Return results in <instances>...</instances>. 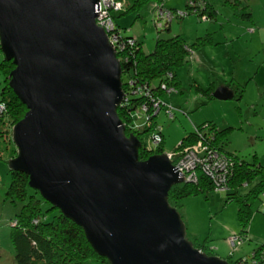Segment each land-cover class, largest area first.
Segmentation results:
<instances>
[{
	"label": "water",
	"instance_id": "water-1",
	"mask_svg": "<svg viewBox=\"0 0 264 264\" xmlns=\"http://www.w3.org/2000/svg\"><path fill=\"white\" fill-rule=\"evenodd\" d=\"M99 2L0 0V52L14 67L8 88L26 109L11 129L8 170L26 175L107 264H229L188 241L168 202L186 182L168 154L141 161V142L125 134L121 65L96 25Z\"/></svg>",
	"mask_w": 264,
	"mask_h": 264
},
{
	"label": "rangeland",
	"instance_id": "rangeland-1",
	"mask_svg": "<svg viewBox=\"0 0 264 264\" xmlns=\"http://www.w3.org/2000/svg\"><path fill=\"white\" fill-rule=\"evenodd\" d=\"M134 1L112 0V10L119 8L114 14L118 17L116 23L124 36L135 37L141 43L144 52H152L157 38L167 40L175 35L191 42L207 33L216 46L196 52L178 70L176 93L164 96L169 99L168 103L164 100L165 104L157 107L158 111L150 116L148 124L139 126L137 131L130 129L131 134L139 139L151 131L155 123L161 128L164 138L163 153H181L192 147L175 151L186 135L202 123L214 121L220 129H233L226 141L227 151L236 152L249 164L256 156V161L264 169V0H204L216 12L213 21L203 22L197 15L184 16L171 23L170 31H159L155 27L152 13L154 4L149 3L138 11L124 14ZM185 2L163 0V6L167 10L183 13ZM161 26L164 27L163 22ZM2 60L0 52V63ZM156 84L153 82L152 86ZM211 85H214V90L229 89L235 99L207 101L199 91H205ZM2 86L3 78L0 75V90ZM0 105L1 115L6 107L3 103ZM165 105L177 110L173 119L163 110ZM130 126H133L132 122ZM12 127L9 123L5 125L9 139ZM148 135H145V140ZM13 151L11 140L0 139V264H14L9 239L10 225L23 206L22 203L5 201L10 182L7 163L15 157ZM175 157L173 155L171 159L173 166ZM252 185L241 188L239 195L245 194ZM261 199L253 201L242 245L234 250L227 240L232 236H242L237 220L238 206L233 201L227 202L225 193L188 197L177 202L175 207L185 225L189 242L199 244L207 238L209 248L217 257L234 262L237 258L248 257L254 248L264 246V208ZM48 209V206L41 205L43 213ZM53 215L55 212L47 214V221ZM86 264L99 263L90 260Z\"/></svg>",
	"mask_w": 264,
	"mask_h": 264
},
{
	"label": "trees",
	"instance_id": "trees-1",
	"mask_svg": "<svg viewBox=\"0 0 264 264\" xmlns=\"http://www.w3.org/2000/svg\"><path fill=\"white\" fill-rule=\"evenodd\" d=\"M154 4L152 8L153 23L157 30L169 31L174 20H181L175 17L171 23L157 21L156 12L158 7L167 10L163 6V0H135L133 5L125 10L124 14L130 11H138L146 4ZM156 5V6H155ZM170 11V10H167ZM173 14L178 11H170ZM182 13V12H181ZM185 16L197 15L203 22L213 21L216 12L204 0H186ZM116 16H113L115 23ZM161 22L164 27L162 28ZM116 26V24H115ZM115 32L118 39L117 59L121 65L122 91L125 94L124 101L117 109V116L125 126V134H131L130 122L133 123L132 115L140 111L145 105L151 112L150 97L164 102L161 87H173L178 90L179 80L177 72L188 63L193 55L202 50L214 47L210 34L196 38L194 41H187L180 35H175L167 40L157 38L151 53L143 50L141 43L135 37L124 36L120 28ZM14 69L11 62L0 63V75L3 78V86L0 90V103L6 107L4 114L0 115V139L10 141L5 130V125L9 123L14 126L26 113L25 107L20 104L12 91L8 88L7 76ZM171 76L170 78L168 76ZM153 82H157L152 86ZM131 84L132 86H130ZM150 91V96H146ZM207 101H212L214 87L211 85L205 91H199ZM235 97L233 96L232 100ZM233 129H218L212 122H205L195 127L194 131L186 135L176 147L175 151L183 147L201 143L218 154L226 165L222 182L216 186L218 180L207 175L204 171L197 172L195 183H183L173 186L168 193L170 206L175 207L177 202L188 198L214 193L216 188L223 190L226 194L227 202L233 201L238 206L237 220L240 227V234H246L248 221L251 215L250 207L253 201L262 198L264 193V169L256 161V156L251 164L243 161L234 152L225 149L226 141ZM150 132V131H149ZM149 132L145 133L148 135ZM4 135V136H3ZM143 135L138 140L142 146L138 151L139 160L144 161L152 155L163 153L164 138L160 146L156 149L150 148ZM150 136V134H149ZM148 136V137H149ZM150 152V153H148ZM15 154V149L13 151ZM10 176L9 185L5 192V201L12 204L22 203L23 206L18 215L12 221L9 239L13 251L14 264H86L87 261H96L99 264H107V261L98 257L87 244L83 232L69 220L65 219L58 210L52 208L42 200L36 191L28 188V178L26 175L8 170ZM252 187L242 196L238 191L243 187ZM261 199V203H262ZM49 207L44 213L41 205ZM55 212L50 221H47V214ZM206 238L202 243L193 246L207 256H216L208 246ZM232 256H229V258ZM255 260L257 264H264V246H258L250 251L248 257L237 258L229 264H248L249 258Z\"/></svg>",
	"mask_w": 264,
	"mask_h": 264
},
{
	"label": "built area",
	"instance_id": "built-area-1",
	"mask_svg": "<svg viewBox=\"0 0 264 264\" xmlns=\"http://www.w3.org/2000/svg\"><path fill=\"white\" fill-rule=\"evenodd\" d=\"M112 0H100L99 2V9L97 12V19H96V25L100 27L108 36L109 44L114 49V52L117 55V52L119 51L120 47L118 46V39L115 36V32L118 31V29L115 26L113 16L116 14L115 12L119 9L115 8L112 10ZM178 17L179 19L184 18L185 14L181 12H177L173 14L170 11L163 10L162 7H158V10L156 12V19L157 21H166L167 23H171L173 21L174 17ZM119 32V31H118ZM119 61V60H118ZM171 77L170 75L168 76ZM132 86L131 84H129ZM161 90L163 93L165 92V95H171L172 93H176L173 87H166L163 85L161 87ZM150 91H147L146 96H150ZM125 95V94H124ZM125 97V96H124ZM124 101V100H123ZM150 106H151V112L147 109L145 105H143L139 112L134 113L132 115V121L134 128L131 127V130L137 131V128L139 126H146L148 124V121L150 119V116L155 112L158 111V108L160 105H164L165 103L161 100L153 99L150 97ZM1 106V105H0ZM163 110L167 114V116L170 119H173L175 116V110L172 109L170 106H164ZM148 128V127H147ZM150 136L148 139H146L147 145L150 146L152 149H156L162 142L163 136L161 133V128L154 123L153 129L149 132ZM208 147L203 146L201 143L196 144L193 148H188L184 150L181 153H174V154H168L169 159H172V156H176L173 160L175 169L179 172L181 177L185 180L186 183H195L197 180V172L206 171L208 174L211 175L212 179L214 178L218 180L216 184L218 188V184L222 182V178L225 174L226 165L224 164L222 158L218 156L215 152L211 150H207ZM172 161V160H171ZM215 190V192H223L220 188ZM262 206L264 208V193L262 194ZM243 236H232L230 237L227 242L232 250L237 249L242 245V238ZM248 264H257L255 260H251V257L249 258Z\"/></svg>",
	"mask_w": 264,
	"mask_h": 264
},
{
	"label": "crops",
	"instance_id": "crops-1",
	"mask_svg": "<svg viewBox=\"0 0 264 264\" xmlns=\"http://www.w3.org/2000/svg\"><path fill=\"white\" fill-rule=\"evenodd\" d=\"M118 17H116V19H117ZM116 19H115V24H116V26L119 28V26H118V24L116 23ZM170 27H171V25H170ZM169 31H170V29H169ZM207 34V33H206ZM197 38H199V37H197ZM212 84V83H211ZM213 87H214V85H213ZM215 91V90H214ZM168 98H164V100L167 102L168 100H167ZM168 103V102H167ZM207 122H212V123H214L215 124V122L214 121H207ZM205 123V122H204ZM216 125V124H215ZM216 127H217V125H216ZM218 128V127H217ZM227 128V127H226ZM231 128V127H230ZM218 129H220V128H218ZM234 153H236V152H234ZM237 154V153H236Z\"/></svg>",
	"mask_w": 264,
	"mask_h": 264
},
{
	"label": "bare ground",
	"instance_id": "bare-ground-1",
	"mask_svg": "<svg viewBox=\"0 0 264 264\" xmlns=\"http://www.w3.org/2000/svg\"><path fill=\"white\" fill-rule=\"evenodd\" d=\"M124 125V124H123Z\"/></svg>",
	"mask_w": 264,
	"mask_h": 264
}]
</instances>
